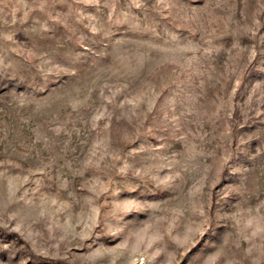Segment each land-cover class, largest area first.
Listing matches in <instances>:
<instances>
[{
    "label": "rangeland",
    "instance_id": "374dc122",
    "mask_svg": "<svg viewBox=\"0 0 264 264\" xmlns=\"http://www.w3.org/2000/svg\"><path fill=\"white\" fill-rule=\"evenodd\" d=\"M0 264H264V0H0Z\"/></svg>",
    "mask_w": 264,
    "mask_h": 264
}]
</instances>
